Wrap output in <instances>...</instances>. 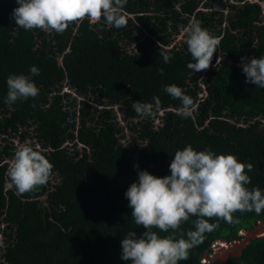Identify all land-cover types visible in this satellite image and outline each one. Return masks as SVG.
<instances>
[{
  "label": "trees",
  "instance_id": "16d2710c",
  "mask_svg": "<svg viewBox=\"0 0 264 264\" xmlns=\"http://www.w3.org/2000/svg\"><path fill=\"white\" fill-rule=\"evenodd\" d=\"M18 6L0 0V264H131L121 259V240L145 229L125 192L139 171L170 175L174 153L187 145L252 164L247 187L264 192V89L246 83L238 66L241 57L264 56V0H127L126 27L85 19L62 34L17 27ZM193 20L220 39L206 71L187 68ZM161 51L173 59L164 63ZM21 74L39 94L9 106L7 78ZM172 84L193 98L195 119L176 115L180 101L164 91ZM137 101L152 104L153 115L137 117ZM21 146L53 169L45 185L17 195L5 185ZM233 216L238 222L210 220L219 227L178 264H201L214 242L241 241L264 222V211ZM195 219L181 225L185 239ZM224 264H264V237Z\"/></svg>",
  "mask_w": 264,
  "mask_h": 264
},
{
  "label": "clouds",
  "instance_id": "9594fccd",
  "mask_svg": "<svg viewBox=\"0 0 264 264\" xmlns=\"http://www.w3.org/2000/svg\"><path fill=\"white\" fill-rule=\"evenodd\" d=\"M16 3L19 6L13 10L12 18L17 27L26 31L40 29L62 34L69 25L85 19L95 23L103 18L117 29L127 25L122 14L127 0H16ZM185 32L188 51L195 61L189 62L187 68L192 72L208 70L214 52L219 49L220 39L210 35L196 20L190 22ZM159 55L164 63L173 59L168 51H161ZM218 62L217 58L216 64ZM238 66L242 67L246 83L264 89V56L250 60L241 57ZM158 71L163 75V68ZM30 74L39 75V69L32 66ZM6 83L5 103L9 106L39 94L29 76L10 75ZM164 91L180 101L176 115L195 119L194 100L182 88L172 84L165 86ZM154 100L158 105L159 98L154 97ZM132 108L137 117L153 115L152 104L137 101L132 103ZM52 169L53 165L41 152L21 146L9 162V182L5 187L15 189L17 195L32 192L47 183ZM169 169L170 175L164 177L139 171L138 182L131 183L125 192L132 219L145 231L139 236L135 231H129L124 236L121 240L122 260L131 261V264H178L188 260L189 250L203 242L205 233L219 227L218 223L209 222L213 218L232 224L238 222L233 216L236 212L254 211L259 215L264 211V192L247 187L251 183L247 172L253 170V165L239 162L232 154H216L208 149L196 151L187 145L174 153ZM190 217L197 218L193 221L195 230L187 231L185 239L180 229ZM152 229L164 233L171 230V234L161 237ZM218 256H221L219 251L212 249L211 258Z\"/></svg>",
  "mask_w": 264,
  "mask_h": 264
},
{
  "label": "water",
  "instance_id": "95a60500",
  "mask_svg": "<svg viewBox=\"0 0 264 264\" xmlns=\"http://www.w3.org/2000/svg\"><path fill=\"white\" fill-rule=\"evenodd\" d=\"M261 230H264V222L258 221L256 222V226L253 230L244 231V239L239 241L238 245H235L234 248L231 249V252L227 254H221V256L215 257L214 261H212V264H224L229 256H237L241 253L243 250L245 244L248 243L250 239L257 238L256 235ZM259 238V237H258ZM224 243H227L226 241H223ZM223 255V256H222Z\"/></svg>",
  "mask_w": 264,
  "mask_h": 264
},
{
  "label": "built area",
  "instance_id": "2783aa9c",
  "mask_svg": "<svg viewBox=\"0 0 264 264\" xmlns=\"http://www.w3.org/2000/svg\"><path fill=\"white\" fill-rule=\"evenodd\" d=\"M241 235H244V231H242L241 233H240ZM221 242L222 241H216V242H214L213 244H212V246H211V248L216 252V250H215V248L216 247H221L220 245H221ZM224 243V242H223ZM225 244H227L228 245V247H233V245H236V241H233V242H231V243H225ZM217 249V248H216ZM220 249V252H219V254H221V252H222V250H224V249H221V248H219ZM217 251H219V250H217ZM226 251H230V249H227L226 248ZM229 253V252H228ZM206 256H208V257H205V256H203L202 257V259H201V264H205V263H203L202 261L203 260H205V259H208L209 261L212 259L211 257H212V253L211 254H207ZM210 256V257H209Z\"/></svg>",
  "mask_w": 264,
  "mask_h": 264
},
{
  "label": "bare ground",
  "instance_id": "6f19581e",
  "mask_svg": "<svg viewBox=\"0 0 264 264\" xmlns=\"http://www.w3.org/2000/svg\"><path fill=\"white\" fill-rule=\"evenodd\" d=\"M262 235L264 236V230H261L259 233H257L256 237H262ZM221 244H222V246L219 247V248H221V249H224V248H225V249L222 250V252H221V254L223 253L224 255L227 254L228 252H231V249L234 248V246H235V245H233V247H228V245L225 244V243H223V242H221ZM226 248H227V249H230V251H226ZM219 251H220V250H219ZM222 256H223V255H222Z\"/></svg>",
  "mask_w": 264,
  "mask_h": 264
},
{
  "label": "rangeland",
  "instance_id": "374dc122",
  "mask_svg": "<svg viewBox=\"0 0 264 264\" xmlns=\"http://www.w3.org/2000/svg\"><path fill=\"white\" fill-rule=\"evenodd\" d=\"M128 136V133H126V137ZM238 243H240L239 241H236V245H238ZM220 246H222V244L220 245ZM217 249H218V247H216ZM215 248V250L217 251V249ZM220 252V251H219ZM205 257H208V256H206L205 255ZM210 257V256H209ZM215 259L214 258H212V260H208V259H205V260H203L202 262L203 263H205V264H212V261H214Z\"/></svg>",
  "mask_w": 264,
  "mask_h": 264
}]
</instances>
